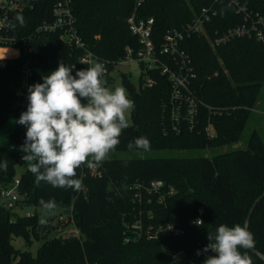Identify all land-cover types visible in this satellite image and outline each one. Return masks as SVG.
Returning a JSON list of instances; mask_svg holds the SVG:
<instances>
[{
  "label": "trees",
  "instance_id": "trees-1",
  "mask_svg": "<svg viewBox=\"0 0 264 264\" xmlns=\"http://www.w3.org/2000/svg\"><path fill=\"white\" fill-rule=\"evenodd\" d=\"M208 1L142 0L136 5L137 0H74L75 25L89 50L100 58L118 60L127 45L137 46L126 21L133 12L138 16H152L155 32L160 34L167 28L180 26ZM240 1L264 17V0ZM217 7V16L207 25L209 35H213L214 29L222 31L244 21L232 7L225 4ZM18 13L25 18L24 26L15 20ZM48 16L47 4L19 11L11 17L10 22L16 24L11 30L15 34H30L35 25ZM30 45L33 85L43 83L42 77L56 70L60 62L73 67V76L89 68L79 62L82 49L63 42L57 32L39 33ZM184 45L192 55L195 72L192 89L203 102L199 105L194 128L169 127L164 111L169 85L164 75L154 71L151 76L156 82L151 87H143L141 77L137 87L127 84L134 102L132 120L122 131L115 149L137 150L129 149L128 144L142 136L149 139L150 149H185L195 144L205 148L210 142L206 136L208 124L218 131L213 139L222 135L219 125L223 121L231 130H243L242 114L252 110L259 85L248 81L264 75V43L253 37H238L212 48L204 36H192ZM21 55L0 69V128L9 118L18 121L27 110L19 106V67L24 54ZM121 76L126 82L125 75ZM26 131L25 126L15 122L7 135L15 147L0 144V163L7 161L8 165L6 171L0 168V184L14 176L17 168H23L19 175L20 185L24 187L20 205L25 202L28 206L43 207L41 201L55 200L59 213L66 210L71 215L80 238L48 237L32 255L15 248L11 238L21 235L28 242L30 233L35 237L36 228L45 225L38 223V213L16 215L1 208L0 264H204L208 256L215 254L208 251L196 255L195 250H203L210 242L209 233L215 235L222 224L234 227L243 222L244 226L252 201L264 189V142L256 130L250 133L244 146L210 157H107L99 162L100 176L89 167L81 166L76 177L82 180L80 191L55 188L45 182L35 184V176L19 151L25 143ZM191 136L198 139L195 144ZM155 179L163 180L165 188L171 186L173 192L165 194L162 202H158L156 196L150 204L143 198L138 202L133 184ZM246 201L249 202L245 206ZM140 209L143 222L174 223L183 227L185 233L158 240L142 237L125 241L126 236L132 234L126 226ZM197 216L203 223H188ZM247 228L253 234L254 248L264 254V197L250 214ZM69 246L73 251L65 254ZM177 249L185 251V259H172ZM240 251L251 258L252 264H264L249 249Z\"/></svg>",
  "mask_w": 264,
  "mask_h": 264
},
{
  "label": "built area",
  "instance_id": "built-area-1",
  "mask_svg": "<svg viewBox=\"0 0 264 264\" xmlns=\"http://www.w3.org/2000/svg\"><path fill=\"white\" fill-rule=\"evenodd\" d=\"M141 1L137 0L136 5H139ZM73 3L74 0H0V69L5 68L9 60L19 58L22 56L21 54H24L19 67L21 89L19 106L21 110L28 106V87L33 85L34 75L29 58V53L32 50L30 44L39 33L57 32L63 42L72 47L81 48L82 54L79 57V62L88 67H91L94 62H103L106 68L103 79L107 83L112 80L111 73L113 71L132 62L139 64L143 87H151L155 84L156 81L151 76L152 72L158 71L164 75L169 85L164 111L167 114L169 127L173 129L194 128L199 114V105L203 104L192 89V82L195 78L192 55L184 45L188 38L204 36L212 48L238 37H253L264 43V17L262 15L248 9L240 0H210L180 26L167 28L160 34L155 32V20L152 16H138L133 12L126 21L131 34L136 38L137 46L127 45L123 57L111 61L100 58L86 47L76 29ZM46 4L49 6V16L37 23L30 34H15L7 26L13 14L33 9L35 6L44 7ZM218 4L232 7L236 13L242 15L244 21L222 31L214 29L211 36L207 32V25L217 16ZM210 125L208 124V126ZM82 166L87 167L86 164ZM90 169L96 176L101 175L99 163ZM11 182L12 185L8 188L3 183L0 184V209L6 208L13 211L16 206L20 205L19 202L22 197L19 194L20 176H12ZM165 186L161 179L133 184V187L137 189L135 196L138 202H141L143 198L147 204L152 202L153 196H156L158 202H162L165 194L173 192L171 186H168V189ZM24 215L30 216L32 212H25ZM146 215L151 216L148 211ZM197 220H201V218L199 216L191 218L188 223L200 224V222L196 223ZM126 227L132 234L127 235L125 241L138 240L142 237L158 240L161 237H179L185 233L183 227L174 223L154 225L150 222H143L141 209L136 214L135 219ZM57 236L64 239L80 238V233L78 228L72 224L70 227L60 230ZM198 252L201 254L203 251L201 248H197L195 254L198 255ZM209 253L215 254L211 251ZM185 258L183 249H177L172 253L173 260L179 261Z\"/></svg>",
  "mask_w": 264,
  "mask_h": 264
},
{
  "label": "clouds",
  "instance_id": "clouds-1",
  "mask_svg": "<svg viewBox=\"0 0 264 264\" xmlns=\"http://www.w3.org/2000/svg\"><path fill=\"white\" fill-rule=\"evenodd\" d=\"M15 20L25 25L22 14L18 13ZM7 26L14 30L16 24L9 22ZM72 71L73 67L60 62L56 70L42 77L43 83L30 85L27 110L16 123L27 129L20 150L35 184L45 182L55 188L80 191L83 184L76 178L77 169L85 164L92 168L115 150L122 131L130 126L134 102L123 87L106 86L103 62H94L75 76ZM150 147L149 139L143 136L128 144L129 149L149 151ZM7 166V161L0 163L5 171ZM41 203L49 210L57 206L55 200ZM208 239L202 251L215 255L208 256L204 264H252L251 258L240 251L254 247L253 234L246 226L222 224L215 235L209 233Z\"/></svg>",
  "mask_w": 264,
  "mask_h": 264
},
{
  "label": "rangeland",
  "instance_id": "rangeland-1",
  "mask_svg": "<svg viewBox=\"0 0 264 264\" xmlns=\"http://www.w3.org/2000/svg\"><path fill=\"white\" fill-rule=\"evenodd\" d=\"M251 62H254L253 59ZM223 67V65L220 63ZM224 70V69H223ZM140 72L141 69L137 62L129 63L125 66H122L119 70H115L111 73L112 80L106 84V86L110 89H114L115 87H123L126 90L128 98L132 100V97L129 95V89L127 84H131L135 87L138 86L140 83ZM121 74H124L126 77V82L122 78ZM261 74V73H259ZM259 77V76H258ZM255 78L252 81L248 82H257L259 83L257 91H256V102L253 105L251 111L247 112L246 114H242V119L244 121V128L243 130H231L230 128L226 127L225 121L220 122V132L222 133L221 136L217 137V139H213L215 133H217V129L215 130L213 125L208 126L206 128V136L209 138L210 142L207 143L205 148H199L198 145L195 143L197 142V138L191 136L192 143L195 144L194 147L185 148V149H150L149 151H144L143 149L137 150H124V149H115L111 151L107 157H161V156H178V157H186V156H199L204 155L210 157L212 155L221 154L226 151H231L239 146H244L247 137L253 130H256L257 133L260 135L264 142V75L259 78ZM256 80V81H255ZM17 118H9L7 119L2 127L0 128V144L9 147H15V145L10 142L7 138V135L11 130H13L15 126ZM132 120V113L129 114V121ZM222 129L224 131H222ZM219 132V133H220ZM218 136V135H217ZM21 148V147H20ZM19 151L24 155V153L20 150ZM91 159V158H89ZM28 164V162H27ZM23 171V168H17L15 175H20ZM237 178V176H235ZM3 185L7 188L12 185L11 178L5 179L3 181ZM244 187V185H243ZM253 193V192H252ZM254 194V193H253ZM253 196V195H251ZM249 201H246L245 206ZM45 209L42 206H28L25 202L21 205L16 206L12 212L16 215L24 214L25 212H33L36 211L37 213L44 212ZM57 215V216H56ZM73 224L72 217L69 215L66 210L59 213V209L56 208L54 212V216L49 218L44 226H38L36 231H34L35 237L30 233L29 240L26 241L23 236L21 235H14L11 238V243L15 248L20 250H27L32 255L36 254L37 248L43 239L48 237L57 236V233L66 228L70 227ZM243 222L240 224L242 226ZM30 231V229H28ZM54 240V239H53ZM52 240V241H53ZM73 251L72 247H68L65 250V254Z\"/></svg>",
  "mask_w": 264,
  "mask_h": 264
},
{
  "label": "water",
  "instance_id": "water-1",
  "mask_svg": "<svg viewBox=\"0 0 264 264\" xmlns=\"http://www.w3.org/2000/svg\"><path fill=\"white\" fill-rule=\"evenodd\" d=\"M19 194L23 197L24 196V187L21 186L20 188V192ZM264 197V189L254 198V200L252 201L249 209H248V212H247V215L245 217V220H244V226L248 227V223H249V218H250V214L252 213L254 207L256 206V204ZM52 216H54V209L52 210H49L47 209L46 211L44 212H40L38 213V223L40 225H44L47 220L49 218H51ZM252 253H254L256 256H258V258L264 263V254L262 252H260L258 249L256 248H251L249 249Z\"/></svg>",
  "mask_w": 264,
  "mask_h": 264
}]
</instances>
